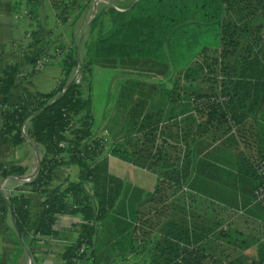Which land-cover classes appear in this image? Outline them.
I'll list each match as a JSON object with an SVG mask.
<instances>
[{
    "label": "trees",
    "instance_id": "16d2710c",
    "mask_svg": "<svg viewBox=\"0 0 264 264\" xmlns=\"http://www.w3.org/2000/svg\"><path fill=\"white\" fill-rule=\"evenodd\" d=\"M91 2L51 0L62 24ZM257 10L264 11L263 0H138L125 11L110 8L111 28L87 42L81 60L84 78L92 77L96 66L133 76L119 83L106 125L108 146L93 135L91 94L71 79L79 57L70 48L61 51L63 77L56 88L4 107L2 132L10 143L23 144L25 128L42 148L37 173L24 182L45 195L34 236L60 234L55 230L60 215L82 216L74 224L77 238L64 248L63 264H264L262 246L260 258L251 262L211 255V238L243 250L252 242L217 213H197L188 193L240 209L264 182L256 168L264 161V135L257 160H210L212 146L222 139L238 145L240 123L264 104L263 25L252 38L247 35ZM238 11L247 17L237 18ZM172 73L166 81H148ZM21 74L17 64L4 68L1 97L21 85ZM215 96L226 100H210ZM202 98L209 101L200 103ZM105 146L106 153L155 173V189L112 174ZM71 165L79 167V180L53 185L56 168ZM25 172L20 165L0 164L2 178ZM32 206L21 188L8 197L0 192V211L12 213L21 250L28 245ZM32 240L28 247L36 260Z\"/></svg>",
    "mask_w": 264,
    "mask_h": 264
},
{
    "label": "crops",
    "instance_id": "0c3cea01",
    "mask_svg": "<svg viewBox=\"0 0 264 264\" xmlns=\"http://www.w3.org/2000/svg\"><path fill=\"white\" fill-rule=\"evenodd\" d=\"M16 3L18 4L19 0H0V68L3 67L4 63H7V65L17 64L20 67V72H22L21 85L7 97L0 96V164L5 166L20 165L26 169L25 174L22 176H29L36 169L39 156L42 159V148L40 146H36L34 141L26 135V132L25 142L18 147H14L2 132V110L7 105L26 103L27 95L33 94L31 89L27 86L29 83V78L23 79L25 70L31 63L29 60H27L28 58L26 59L25 54L30 53L33 48L37 47V44L34 43V40L42 39L44 33L39 32V34L36 36L33 32L34 29H32L35 28V25L25 19L21 20V18L18 17V15L14 12V6ZM45 3L47 6L46 9L48 18L54 24L56 29H60L68 23L62 24L58 22L52 7L51 0H49L48 3L45 1ZM246 14V12L244 13L238 11L236 17H247ZM251 18L252 19L248 24L247 35L252 38L256 27L263 25L261 33L264 36V11L257 10V14ZM29 32L31 33L30 38L28 37ZM47 36L49 37V34ZM66 36L68 35L66 34ZM64 37L65 35L63 37L59 36L57 38L66 42L69 38L64 39ZM56 64L60 70L59 63L56 62ZM59 80V76L56 75L55 79H51V82L49 83L50 85L48 87L45 86L42 87L44 89L41 88L42 92L48 93L56 88ZM113 83L114 82L112 81V85L115 86ZM35 93H40V91ZM113 97H115V95H113ZM111 101L112 100L110 98L109 102ZM115 108V104L114 107L113 105H107L105 106L104 112L107 110L108 113L103 112L98 115V124L95 125L96 122H94V136L104 138L107 137L106 125L108 119L113 115ZM239 128L240 135L237 138L238 145L231 146L228 141H223L222 139L220 142H217L212 146L210 151V160H257V158L262 155L261 150L263 148H261L262 145L260 144V134L264 135L262 133L264 130V104L260 106L256 113L247 115V118L242 123H240ZM108 141L109 140H107V146ZM107 157L109 159V169L112 174L119 176L125 181L143 188L146 191L152 192L154 190V187L147 188L142 183L128 181V179H125L127 175L123 174V172L128 170L135 171L133 167L137 166L123 161L113 155H109ZM141 169L148 171L144 168ZM54 175L55 179L53 181V185L65 183L68 179L73 181L79 180V167L77 165H71L69 167L59 166L56 168ZM22 176L13 175L7 178H2L0 175L1 192L4 197H8L11 194H14L17 188H21L24 193L28 194V196L33 200V206L31 208L32 223L30 225V235L28 240H30L32 243V238L34 237L37 247L41 246L42 244L46 245L45 250H43L45 252H42L40 256L36 252V257L43 256L42 260H40V264H57L58 262L63 264L64 248L77 238L78 234L74 231V224L82 221V216L79 214L63 215L58 218L55 224V230L60 232V234L49 237L34 236L36 224L42 212V204L45 200V195L37 193L29 186H26L23 182L24 179H22ZM210 181L211 180H208L207 184L205 183L204 186H208ZM188 193L190 195V206H192V208L195 209L197 213L201 215H216L215 213H217L218 219L223 220L225 225L236 227L238 230H240V232L243 233L244 237L249 238V240L252 242L251 247L243 250L239 248H233L223 241L214 240L211 238L207 241L208 246H212L211 250L214 249L211 252V255H213L215 252L216 254L221 255L219 256V259L231 260L238 258L246 262H251L253 259L260 258L262 253L260 246L264 248V240L259 237V233L263 231L262 234L264 235V218H262L264 216H260V214L254 210L253 207L255 205H260L259 203L255 202L254 198L251 199V202L245 205L246 207H240V209H230L225 207V204L223 203H212V201L205 194L195 193L192 191H188ZM261 207L264 211L263 206ZM234 213L240 214L238 218L241 219L240 221L237 222ZM251 229H253L254 232H251ZM21 241L22 238L17 233L12 213L10 211H0V264H30L31 259L33 260V263L34 261L37 262L30 252L28 246L25 245L23 250L20 249ZM225 253H231L232 256H229L230 254L226 255ZM244 263L245 262H243V264Z\"/></svg>",
    "mask_w": 264,
    "mask_h": 264
},
{
    "label": "rangeland",
    "instance_id": "374dc122",
    "mask_svg": "<svg viewBox=\"0 0 264 264\" xmlns=\"http://www.w3.org/2000/svg\"><path fill=\"white\" fill-rule=\"evenodd\" d=\"M45 1L47 3L49 2V0ZM45 1L19 0V3H16L14 6V12L18 15V17L21 18V20L25 19L35 25V28L32 29H34L33 32L36 36L37 34H39V32L44 33L42 39L34 40V43L37 44V47L33 48L30 53L25 54L26 59L28 58L27 60H29V62L31 63L27 66L23 79L29 78V83L27 86L31 89V92H33V94H31L30 96L38 94L35 93L37 91H40L41 93L42 89H44L42 87H48L50 85L49 83L51 82V79H55L56 75L59 76V79L63 77V68L61 65L63 56H57L56 53L64 51V49L66 50V48H70V50H72V52H74L79 57L78 65L73 69L71 79L76 80V82H80L84 85L85 95L91 94L93 100V111L96 117V125L98 124V115L104 112L105 106L113 105L114 107L115 97H113V95L116 96V90L118 91L119 83L122 80H125V78L133 76L130 72H128V74H125L116 69L96 66L94 67L93 76L84 78L85 72L81 69V60L86 55V44L92 37H95L98 32H105L111 28L113 23V16L111 13H109L110 8H115L118 11H125L126 9H128V6H132L138 0H92V2L86 9H77L75 12H73L72 17L68 21V23L60 29H56L54 24L48 18L46 9L47 6ZM96 16H98L99 19H96V22L94 23L93 20ZM49 32L52 34H50ZM28 34V37L30 38L31 33L29 32ZM48 34L49 37L47 36ZM66 34L68 36H66ZM64 35V39L69 38L66 42L57 38L59 36L63 37ZM42 57L47 58L45 64H40L38 61ZM56 62L59 63L60 70L59 67H57ZM6 66L7 63H4L3 67L0 68V73L3 72ZM172 76L173 73L168 77L154 75V77L148 78V81H166L168 80V78L171 79L174 77ZM112 81L114 82L113 84H115V86L112 85ZM202 86L207 87L208 85L204 83ZM110 98L112 100L111 102H109ZM104 113H108V111L106 110V112ZM133 168L135 171L128 170L123 172V174L127 175L125 177L126 180L128 179V181L142 183L147 188L154 187L155 189L156 175L154 173L149 170L144 171L143 169L138 167ZM87 188L89 189L88 186ZM253 208L260 214V216H264V211L260 205H255ZM234 215L235 219H237V222L241 220L238 219L240 214L234 213ZM251 232H254V230L251 229ZM262 232L263 231L259 233V237L264 240V235L262 234ZM27 246H32L30 240L28 241ZM45 246V244H42L41 246L37 247L36 251L39 256L42 252H45L43 251L45 250ZM225 254H230L229 256H232L231 253ZM213 255L217 257L221 256L220 254H216L215 252ZM39 256L36 257L37 262L34 261L33 264H40V260H42L43 256ZM130 260L135 262L139 261V258L132 257ZM57 264L60 263L58 262Z\"/></svg>",
    "mask_w": 264,
    "mask_h": 264
},
{
    "label": "built area",
    "instance_id": "2783aa9c",
    "mask_svg": "<svg viewBox=\"0 0 264 264\" xmlns=\"http://www.w3.org/2000/svg\"><path fill=\"white\" fill-rule=\"evenodd\" d=\"M57 56H63V53H61V52H58L57 54H56ZM61 56V57H62ZM39 61V63L40 64H45L46 63V61H47V58H41V59H39L38 60ZM210 100H216V101H221V102H224L225 100H226V97H221V96H219V97H212ZM209 100H207V99H205V98H202V99H200L199 100V102L200 103H205V102H208ZM232 123H234V121H232ZM233 131H235V129H233ZM24 132H26V130H25V128H24ZM106 135H107V133H106ZM94 137H96V136H94ZM104 138V137H103ZM107 140H108V138L106 137V138H104V141L105 142H107ZM104 143V142H103ZM61 145L63 146L64 145V143H61ZM107 150V148H106V146H105V148H104V153H105V155H107V156H109L110 154H108V153H106L105 151ZM256 168H257V171H258V173L260 174V175H262L263 177H264V161H259V162H257V164H256ZM34 176H32V177H29V178H27V179H24L23 180V182H29L32 178H33ZM0 192H1V186H0ZM254 200H255V202H257V203H259L261 206H263V208H264V182L261 184V185H259L256 189H255V191H254ZM61 216H63V215H60L59 217H61Z\"/></svg>",
    "mask_w": 264,
    "mask_h": 264
},
{
    "label": "water",
    "instance_id": "95a60500",
    "mask_svg": "<svg viewBox=\"0 0 264 264\" xmlns=\"http://www.w3.org/2000/svg\"><path fill=\"white\" fill-rule=\"evenodd\" d=\"M40 163H41V157L39 156L38 165H37L36 169L29 176H22V179H27L29 177L34 176L37 173V171H38V169L40 167ZM30 264H33V260L32 259L30 260Z\"/></svg>",
    "mask_w": 264,
    "mask_h": 264
}]
</instances>
